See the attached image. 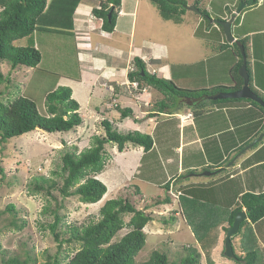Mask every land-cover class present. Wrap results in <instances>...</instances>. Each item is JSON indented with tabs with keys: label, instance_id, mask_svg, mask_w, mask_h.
I'll use <instances>...</instances> for the list:
<instances>
[{
	"label": "rangeland",
	"instance_id": "1",
	"mask_svg": "<svg viewBox=\"0 0 264 264\" xmlns=\"http://www.w3.org/2000/svg\"><path fill=\"white\" fill-rule=\"evenodd\" d=\"M139 1V6L135 13V29L134 27L131 29L133 30L132 42L134 43V49L139 50L136 56L141 58L142 54L145 66L151 73L154 68L156 70L158 68L155 63L157 57L154 58V53L160 52V61L162 59L164 65L168 63L172 67L170 78L168 79H171L178 87L201 89L210 87L213 84L226 85L231 83L233 78L232 68L237 58L235 55H237V49L241 51V48L240 46L236 47L226 39L223 30L216 22L217 18L222 16H230L231 18L234 16L232 24H235V27L238 22L240 24L232 29V33L235 36H238L240 31L256 30L257 33H253L250 36L249 46V38L246 41L247 60L252 58L253 51L257 49L259 44H264V42H261L264 38V33L260 32V29H264V3L261 7H258V5H245L237 13L245 2L241 0H194L193 2L198 1V7L205 9L210 17L206 18L199 12L198 16L192 17L195 20L190 19L187 21L186 12L188 11L185 9V14L182 15V20L178 23L173 19L166 20L162 18L157 5L153 1ZM186 1V5H188L189 0ZM193 2L191 1V4ZM88 3L95 5L96 1L89 0ZM226 4L228 8H226ZM248 7H251V10L243 13V10ZM242 13L243 15H241ZM52 15L51 13L48 14L47 20L49 19V22L55 24L64 23L63 20L57 22V18ZM40 28L41 30L34 31L31 36L14 42L17 46H26L30 45L31 42L34 43L41 53V61L38 67L34 69L36 71L33 72L34 70L26 67H18L12 70L9 65L3 63L0 67L7 79L0 82V91L2 93L0 99L8 102L24 93L25 96L35 102L40 112L44 113L45 94L52 90L58 74L79 78L82 73V63L76 57L71 30L69 32L57 31L59 27L54 24ZM154 41L157 43L154 44ZM102 46L104 48V45ZM139 46H141L140 49ZM150 57L151 59H149ZM132 65H130V68H132ZM66 83L64 80L62 83L59 82L58 85H66ZM69 84L72 85V88L69 87L73 90L74 99L76 101L78 99L81 102L78 109V112H80L81 107L80 113L83 114V116L81 114L82 122L80 125L68 132H47L36 128L20 136L12 137L4 144H0V211H2L0 215V264H8L10 257L25 260L29 256L31 260L26 264H41L49 256L53 257L56 253H59L61 257L67 255L65 259L67 260L77 251L79 245L74 242L62 243V246L58 248V244L53 239V235L47 226L53 220L52 215L50 213H42L43 207L53 203V200L43 192L32 191L31 181L33 177L35 175H44L59 180L57 173H60L61 170L60 151L65 148L63 142L69 147L76 145V152H79L90 146L93 135L104 133L100 126V122L103 119L109 120L115 129L121 128L120 121H122L123 117H121L116 105L119 104L118 106L121 109L133 106L135 114L132 112L133 114L124 117L132 119L135 115L139 117L144 113L146 114L148 106L145 105L144 101L150 97L151 100L153 98V102L158 95L152 88L146 86L147 90L142 93L143 96L139 95V97H136L137 99L135 100L137 101L130 100L127 95L122 93L117 95V99L114 100L111 98L113 94L105 95L101 90L102 88L98 87H95L92 96H90L93 89L88 83L86 85L74 82ZM137 86V82L131 85L128 80L127 84L124 85L125 89L123 92L135 91ZM110 95V100H106ZM200 95V98L203 99L204 91L201 90ZM95 96L94 105H101L97 109L99 115L94 112L95 110L92 109L91 105H88V103L92 102L90 99ZM118 98H122V100L119 101ZM196 100L190 98L187 101L190 105L192 104L197 108L211 106V104H207L201 107L196 104ZM136 102L140 104L139 107H137ZM107 103H110L108 108ZM179 103L182 104L181 101ZM97 115L98 118L96 119ZM143 125L138 126V128L144 129ZM134 127H137L136 124ZM170 138L174 139L176 137H157L158 140L163 139L169 146L171 145ZM127 145L138 147V145L130 143L125 146ZM152 155L154 156L151 152L149 156ZM160 155L163 158L166 156L164 153H160ZM231 160L232 158L228 159V161L226 160L227 162L224 165H228ZM133 161L134 158H129L128 154H122L115 144L109 143L105 146V166L102 172L96 176L106 184L107 192L96 203H82L77 196L62 199L64 207L60 210V214L63 215V218L59 227V230L63 233L62 237H69V227L73 225L82 227L90 222L97 221L100 217L99 208L105 200L123 197L127 198L136 208L144 209L146 212L151 211L154 216V219L143 228L145 244L134 257L135 263L147 260L154 249L165 251L170 261L179 262L185 253L184 246L193 245L201 252L200 264H207V258L216 264H237L235 261L229 262L231 259L222 255L224 234L221 229H218L220 223H218L216 218H219L221 213L226 214L228 207L231 204L234 205V201L239 199V196L235 198L234 193L238 192L240 188L243 189L240 176L230 182L221 180L219 176L214 183L209 181V184L195 185V189L192 190L193 199L195 203L202 206L196 207L195 212L198 215H202V210L206 212L209 208L219 211V216L216 215L215 210H213L212 214L210 212L205 213L207 218L215 220L209 222L216 223L213 225L208 223L209 228H206V230L212 228V233L209 230L208 239L200 241L190 226L192 222L189 221V218H193V216H188L189 212H185V206L180 198L184 192L188 193V191L183 189L184 185L182 184V181L185 182V177L190 174L187 173L188 170L186 168L183 171L177 170V160H175V163H169L165 160L160 162V158L155 156L153 163H151V157L145 155L141 163L143 164V169L137 168ZM175 171L176 173L170 174V172ZM170 179H173L171 180L172 182L174 180H178V182L176 181L171 186L169 185L171 190L166 192L161 185L170 181ZM230 186H234L231 192L228 189ZM54 194L57 195V192L54 191ZM166 194L171 199L170 203L152 205L153 200L157 196L162 198ZM232 194L234 195L232 196ZM57 197L59 196L57 195ZM201 198L204 199L203 202H201ZM8 205H13L15 213L7 211L6 207ZM203 206L207 207L203 208ZM176 209L180 210L181 214H177ZM121 217L126 223L130 219L131 214L122 213ZM14 218L16 223L13 225L11 220ZM199 224L200 221L197 223V227H200L201 224ZM202 224L205 223L202 222ZM215 224L218 225L216 226ZM215 227H217V230ZM129 230V227H123L111 241L119 240ZM206 248L207 250H205ZM233 248L235 253H237L238 247L236 243L235 245L233 243Z\"/></svg>",
	"mask_w": 264,
	"mask_h": 264
},
{
	"label": "trees",
	"instance_id": "2",
	"mask_svg": "<svg viewBox=\"0 0 264 264\" xmlns=\"http://www.w3.org/2000/svg\"><path fill=\"white\" fill-rule=\"evenodd\" d=\"M151 1L157 5L162 18L166 20L173 19L178 23L181 22L182 15L186 11V0ZM241 1L245 2L246 5H254L257 0ZM78 2L79 0H0V66L6 63L12 70L18 67L36 69L41 60V53L34 43L31 42L30 45L26 46H17L14 42L18 39L31 36L34 31L41 30L40 27L52 24L59 27L57 31L69 32L73 25L72 16ZM195 3L200 14L209 18L208 12L198 7V1ZM120 4L121 0H103L100 3V7L92 9L93 16L102 19L101 28L104 31L112 32L114 30ZM49 13L53 14L54 18H57V22L63 20L64 23L55 24L49 22V19L47 20ZM109 13L110 15H108ZM220 27L223 30L222 26ZM232 44L236 47L241 46L245 57H247L246 68L249 75V85L252 88L247 61L246 39L239 38L235 42H232ZM237 55L238 61L232 68L233 79L236 83L230 86L221 84L212 86L211 88H181L171 79L150 73L144 61L137 56L133 58L134 68L128 71L127 78L130 82H137L138 86L136 90L141 89L143 85L151 86L165 96L155 102L154 107L157 110H164L170 107L175 108L179 106V102L181 101L182 104L191 107L195 114L201 113L203 108L200 109L192 104L190 105L187 101L192 98L197 99L196 104L201 107L207 104L224 105L226 103L247 102L264 112V107L249 98H209L212 93L237 90L242 86L243 79L238 73V69L242 63L240 49H237ZM5 79H7V76L2 72L0 67V82ZM55 82L52 90H49L45 94L44 113L40 112L35 102L25 96L24 93L12 101L4 102L0 99V144H4L10 138L20 136L36 128L47 132H68L81 124L82 118L78 112L79 103L72 97V89L66 85L55 86ZM201 90L204 91L203 99L200 98ZM262 99L264 100V97ZM59 107L62 108V114H60ZM117 109L123 118L132 114L130 107L121 109L117 106ZM100 126L104 133L93 135L90 146L79 152H76V145L69 147L63 142L65 148L60 151L61 170L60 173H57L59 180L44 175H35L31 181L32 191L43 192L53 200V203H49L43 207L42 213H50L52 215L53 220L47 226L53 235V239L57 242L58 248L65 242H74L79 245L77 251L67 260H65L67 255L61 257L59 253H56L53 257L49 256L41 264H200L201 252L193 245L184 246L185 253L179 262L170 261L165 251L154 249L147 260L135 263L134 257L145 244L143 228L154 219V216L151 211L146 212L144 209H138L127 198L123 197L105 200L99 208L100 217L97 221L90 222L82 227L73 225L69 227V237H62L63 233L59 230L63 218V215L60 214V210L64 207L62 199L77 196L82 203H96L107 192L106 184L96 176L102 172L105 166V146L109 143L115 144L119 151H122L127 143L141 146L144 151L150 150L153 146V138L148 133L138 130L123 131L115 129L113 124L107 119H103L100 122ZM248 143L240 145L236 150H241ZM169 183L167 181L162 185L166 192L169 190ZM54 191L57 192L59 197L54 194ZM180 198L181 202H183L182 204L185 206V212L188 211V216H193V218H188L192 222L190 226L197 238L200 241L208 239L209 229L206 230V228H209V224L213 225L214 222H209L211 221L209 218L199 217L193 209L191 211L188 210L194 199L187 198L185 193ZM239 199V204L229 216L228 226L224 229L225 232L231 226L236 212L242 210V208H245L246 218L240 223L236 234L240 233L243 226L249 221L256 222L264 217V191L259 193L245 191L242 192ZM170 201L171 199L167 194L162 198L157 196L153 200L152 205L170 203ZM6 209L9 212L15 213L13 205H8ZM122 213L131 214L130 219L126 223L121 217ZM1 214L2 211H0ZM199 221L201 225L199 224L200 227H197ZM202 222L205 224H202ZM15 223L16 219L14 218L11 220V224L14 225ZM125 226L129 227L130 230L121 236L119 240L111 241L115 234ZM232 239L233 237H231V242ZM222 255L225 256L224 248L222 249ZM230 259L237 264H256L257 254L254 250L250 249L241 255L235 253V257ZM30 260V256L25 260L10 257L7 263L26 264ZM32 260L35 261L34 259ZM207 262V264H216L209 258H207Z\"/></svg>",
	"mask_w": 264,
	"mask_h": 264
},
{
	"label": "crops",
	"instance_id": "3",
	"mask_svg": "<svg viewBox=\"0 0 264 264\" xmlns=\"http://www.w3.org/2000/svg\"><path fill=\"white\" fill-rule=\"evenodd\" d=\"M95 1L96 4L94 5L88 3L89 0H80L72 16L73 25L71 33L73 35L76 57L79 62L82 63V73L79 78L58 74V78L55 80V86H57L59 82L62 83L64 80L67 82L66 85L71 82L80 85H86L88 83L93 89L90 96H92L95 87H98L102 88L101 90L105 95L113 94V97L110 95L106 100H110V97L115 100L117 99L116 96L119 94L121 95V93L127 95L130 100H135L137 99L136 97H139V95H142V93L147 90L146 86L141 87L139 90L134 88L135 91H125V93L123 91L125 89L124 85L128 82L127 73L130 65L133 64V58L136 56V53H139V50L134 49V43L132 42L133 30L131 29H133V27L135 29V13L140 1L121 0L115 27L112 32L104 31L101 28L102 19L93 16L92 9L94 7H100V3L103 0ZM191 1L193 2L194 0H189L188 4H191ZM193 3L196 4L195 2ZM263 3L264 0H257L254 5L261 7ZM245 5L246 4L244 3L243 8ZM246 6L250 5L248 4ZM226 8H228L227 4ZM248 8H245L243 13L251 10V7ZM187 11V21L193 19V16L199 15V12H193L192 10ZM243 13L241 15H243ZM228 18H230V16H222L220 19ZM239 25L240 24L238 22L237 26ZM233 27L236 28L235 24L231 23V32ZM260 32L264 33V29H260ZM253 33H257L256 30L240 31L238 36H235L233 33L232 34L235 41L239 38H244L247 41V38H249V46L251 41L250 36ZM95 37L96 39H94ZM139 41L142 42L140 39ZM261 42H264V38ZM156 43L157 42L154 41V44ZM102 45H104V48ZM140 47L141 46H139V49ZM253 52L252 58L247 60L248 69L250 70L251 75L252 90L256 91L259 96L264 97V44H259L257 49ZM234 53L236 54V52ZM154 54V58L157 57V59H155V63L158 65V68L157 70L154 68L151 73H155L161 77L170 78V70L172 67H170V64L168 63L164 65L162 59L160 61V52H155ZM235 56L237 58L234 64L238 61V56ZM146 57L148 58V56ZM141 59L144 61L142 54ZM149 59H151V57ZM235 83V80L232 78L231 83L226 85L230 86ZM215 85L221 84H213L210 85V87ZM68 86L72 88V85L69 84ZM147 87L152 88L151 86ZM152 89L158 95L153 102V98L151 100L150 97L148 100L144 101L145 105L148 106V112L139 117L135 115L132 119L129 117L122 118V121H120V130H138L140 132L150 134L153 138V146L148 151H144L143 147H133L130 145L125 146V148L120 151L124 155L128 154L129 158H134L133 164L137 165V168H142L143 164L141 163L142 160H144L145 155H147V157H151V163H153L154 156L156 158H160V162L165 160L169 163H175V160H177V170L183 171L186 168L188 170L187 173H190L185 177V182L182 181V184L184 185L183 189L188 191V193L184 192L185 196L189 199H193L192 190L195 189L196 184L205 185L210 182L214 183L217 181V177L219 176L221 177V180H225V182L233 181V179L240 176L242 182L241 186H243V189L240 188L238 192L234 193L235 198L238 196V198H240L242 192L245 191H252L254 193L264 191V135L260 140L253 142L264 129V112L247 102H234L226 103L224 105L206 106L203 108V112L201 111V113L198 114H195L191 107L180 103L179 106H176L175 108L170 107L164 110H157L153 107L155 102L157 100H161L165 96L156 89ZM73 98H75V96H73ZM95 98L96 96L93 99H90L92 102L88 103V105H91L92 109L95 110L94 112L99 115V111L97 109H99L101 105H94V102L96 101ZM118 100L121 101L122 98H118ZM77 101L81 105L80 100L77 99ZM109 105L110 103H107V108ZM136 105L137 107L140 106L139 103ZM130 108L132 109V112H134V107L132 106ZM81 109L82 108L80 107V112ZM80 112L79 114L81 115L82 113ZM98 115L96 116V119L98 118ZM135 124L137 127H134ZM140 125H143L144 129H139L138 126ZM171 135L176 138L169 139L171 141L170 146L169 144H166L163 139H157V137H172ZM246 142L249 143L241 150H236L240 145L245 144ZM151 152L154 156H149ZM160 153L166 154L165 158H163ZM230 158H232L229 163L230 165H224ZM174 173H176V171L170 172V174ZM171 180L173 179H170V181ZM176 181L178 182V180H174L172 184ZM233 187L234 186L228 187L230 192ZM234 194H232V196ZM201 199V202H203L204 199ZM239 201L240 199L234 201L235 204H231V206L228 207L229 209L226 214L221 213L220 216L217 209L209 208L206 211L212 214L213 210H215L216 215L219 216V218L216 219L218 220V223H220L218 229H221L224 234L223 245L225 237L224 229L228 226L229 216L234 208L237 207ZM196 207L202 206L193 201L188 210L191 211L193 208V211L195 212ZM204 207L206 208L207 206H203V208ZM176 210L177 214H181L180 210ZM242 210L245 211V208H242ZM206 212L205 210H202V215H198L197 213L195 214L199 217L207 218L205 214ZM215 229L217 230V227H215ZM188 230L190 231L189 226ZM209 230L212 233V228ZM232 237V245L233 243L234 245L236 243L238 247V252L236 254L241 255L247 250H254L257 254L256 264H264V217L260 218L256 222L249 221L243 226L240 233L235 234ZM231 261L233 260L231 259L229 262Z\"/></svg>",
	"mask_w": 264,
	"mask_h": 264
},
{
	"label": "water",
	"instance_id": "4",
	"mask_svg": "<svg viewBox=\"0 0 264 264\" xmlns=\"http://www.w3.org/2000/svg\"><path fill=\"white\" fill-rule=\"evenodd\" d=\"M241 8H243V5H241L240 9H238L237 13L240 12ZM186 10H192L194 12H199V9L196 7L194 3L188 4L185 6ZM110 15V13L108 14ZM234 16H232L229 19H217L216 22L222 26L224 34L226 36V39L229 42H234V36L231 32V23L233 21ZM241 48V54H242V63L238 69L239 75L243 79L242 86L237 90L232 91H218L215 94H212L209 96L210 99H225V98H249L257 103H259L262 107H264V100L261 96H259L255 91L252 90V88L249 85V75L246 68V57L245 54ZM60 114H62V108L59 107ZM264 135V129L260 133V135L253 141L260 140ZM246 218V213L243 210H239L234 215V219L232 221L231 226L226 230L225 237H224V255L228 258L235 257V253L233 251V246L231 242V237L237 233L240 223L242 220Z\"/></svg>",
	"mask_w": 264,
	"mask_h": 264
},
{
	"label": "clouds",
	"instance_id": "5",
	"mask_svg": "<svg viewBox=\"0 0 264 264\" xmlns=\"http://www.w3.org/2000/svg\"><path fill=\"white\" fill-rule=\"evenodd\" d=\"M234 42H235V40H234ZM134 68V65H132V68H129V70H131V69H133ZM133 82H135V81H133ZM133 82H130V84L131 85H133L132 83ZM136 83V82H135ZM136 88V87H135ZM170 183H169V185L171 186L172 185V181H169ZM171 190V187H169V191Z\"/></svg>",
	"mask_w": 264,
	"mask_h": 264
},
{
	"label": "built area",
	"instance_id": "6",
	"mask_svg": "<svg viewBox=\"0 0 264 264\" xmlns=\"http://www.w3.org/2000/svg\"><path fill=\"white\" fill-rule=\"evenodd\" d=\"M132 84H135V82H133Z\"/></svg>",
	"mask_w": 264,
	"mask_h": 264
}]
</instances>
